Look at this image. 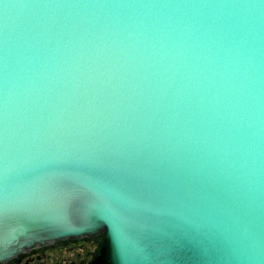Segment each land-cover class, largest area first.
Here are the masks:
<instances>
[{
  "label": "water",
  "instance_id": "water-1",
  "mask_svg": "<svg viewBox=\"0 0 264 264\" xmlns=\"http://www.w3.org/2000/svg\"><path fill=\"white\" fill-rule=\"evenodd\" d=\"M264 264V0H0V264Z\"/></svg>",
  "mask_w": 264,
  "mask_h": 264
},
{
  "label": "rangeland",
  "instance_id": "rangeland-1",
  "mask_svg": "<svg viewBox=\"0 0 264 264\" xmlns=\"http://www.w3.org/2000/svg\"><path fill=\"white\" fill-rule=\"evenodd\" d=\"M103 238L104 235L102 233L88 238L85 249H80L76 245L71 249L68 246L66 248L65 245L53 246L50 250H47V256L32 264H78L82 260L85 262L90 258L88 256L89 251L99 249ZM67 244L69 245V242Z\"/></svg>",
  "mask_w": 264,
  "mask_h": 264
},
{
  "label": "flooded vegetation",
  "instance_id": "flooded-vegetation-1",
  "mask_svg": "<svg viewBox=\"0 0 264 264\" xmlns=\"http://www.w3.org/2000/svg\"><path fill=\"white\" fill-rule=\"evenodd\" d=\"M87 241H88V238H83V239H78V240H69L66 242L62 241L57 244H52V245H47V246L33 247L25 252L18 254L17 257L9 260L5 264H32L35 261L41 260L45 256H47V250H50L53 246L65 245L66 248L68 246V248L71 249L76 245L80 249H85ZM67 242H69V245L68 244L66 245ZM97 252H98V249L89 251L88 256H90V258L86 260L85 262H83V260L79 261L78 264H90L94 256L97 255Z\"/></svg>",
  "mask_w": 264,
  "mask_h": 264
}]
</instances>
